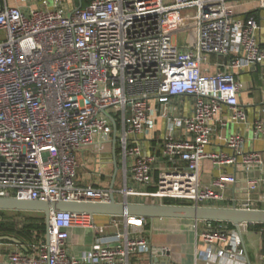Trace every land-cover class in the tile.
<instances>
[{
	"label": "built area",
	"instance_id": "1",
	"mask_svg": "<svg viewBox=\"0 0 264 264\" xmlns=\"http://www.w3.org/2000/svg\"><path fill=\"white\" fill-rule=\"evenodd\" d=\"M233 2L0 0V197L107 203L141 196L214 206L238 176L247 193L255 191L263 152L246 149L238 133L217 142L229 124L247 123L237 74L264 64L260 23L237 15ZM256 3L264 8V0ZM182 26L188 37L180 46L173 35ZM109 116L123 188L82 187L76 155L109 144ZM253 130L264 132V121ZM205 163L215 170L208 180ZM95 216L51 213L44 236L25 252L0 254V264H177L139 228L146 220L108 216L100 225ZM248 225L194 222L191 264H248L240 237ZM73 228L93 232L82 255L67 250Z\"/></svg>",
	"mask_w": 264,
	"mask_h": 264
},
{
	"label": "crops",
	"instance_id": "2",
	"mask_svg": "<svg viewBox=\"0 0 264 264\" xmlns=\"http://www.w3.org/2000/svg\"><path fill=\"white\" fill-rule=\"evenodd\" d=\"M234 11L241 17H248L253 15L260 23V31L258 33V40L264 46V8L257 7L256 0H234ZM190 24L185 21L184 25ZM185 27H180L175 31L173 39L176 44L182 46L183 43H178V35L182 34ZM210 62L214 63L217 60H222L216 56L209 58ZM213 71V70H211ZM236 79L241 83L242 89L239 93V101L245 109L247 115V123H233L224 128L217 138V142H222L223 138L231 133H238L243 135L245 139V147L248 150L261 151L264 154V132L255 134L253 130V122L256 120L264 121V64L252 66L249 69L239 72ZM186 106L191 99L186 100ZM188 107V106H187ZM190 108V106H189ZM113 136V135H112ZM112 136L109 144L96 143L85 150L79 151L76 155L79 164L77 170V183L82 186H94L113 189L118 191L123 188V167L122 157L118 148L117 139L115 144L112 142ZM153 144L154 142L151 141ZM113 147H115V157L113 154ZM203 176L206 180L215 173L214 167L205 163L203 165ZM257 175L256 172H251ZM263 180L255 191L247 193L245 183L241 176L237 177V183L231 189L225 192V199L223 201L214 203L217 207H237L248 209L264 210V171L262 173ZM130 186L135 184L129 180ZM118 202L121 199H117ZM130 202L134 203H150V201L141 196H133L129 198ZM109 217L107 215H96L95 222L97 224H105ZM146 224V223H145ZM143 227L145 236L151 240L146 233V225ZM152 233L159 234V243L157 245L166 246L169 248V261L177 264H191L194 255V241L195 233L202 228V223L198 222L196 228L194 221L177 220V219H158L150 224ZM138 227V226H136ZM263 228H254L250 224L242 233L243 245L246 253L248 264H264V235ZM93 232L89 228H73L69 232V240L67 242V250L73 255H82L87 252L93 242ZM152 241V240H151ZM33 242V241H32ZM31 243V242H28ZM27 243V244H28ZM153 243V242H152ZM23 246L26 245L21 243ZM155 244V243H153ZM13 250L24 252L20 245H16L9 241H0V254L4 260L8 253Z\"/></svg>",
	"mask_w": 264,
	"mask_h": 264
},
{
	"label": "water",
	"instance_id": "3",
	"mask_svg": "<svg viewBox=\"0 0 264 264\" xmlns=\"http://www.w3.org/2000/svg\"><path fill=\"white\" fill-rule=\"evenodd\" d=\"M113 126L112 142H116V125L114 119L109 116ZM115 157V147H113ZM0 211H25L40 212L45 218L46 229L49 224L51 213L55 211H67L75 213H88L92 215L107 216H129L147 220L153 224L158 219H177L188 221H213L231 223L238 231L240 223L264 224V210L248 209L237 207H217V206H195L184 204H165V203H134L118 202L112 196L107 203H85L73 201H40L25 200L16 198L0 197ZM243 242L242 235H240ZM47 239V233H46ZM0 241H9L26 248L15 237L0 236ZM156 261V260H155ZM167 262L165 259L164 264Z\"/></svg>",
	"mask_w": 264,
	"mask_h": 264
},
{
	"label": "trees",
	"instance_id": "4",
	"mask_svg": "<svg viewBox=\"0 0 264 264\" xmlns=\"http://www.w3.org/2000/svg\"><path fill=\"white\" fill-rule=\"evenodd\" d=\"M165 204H184L177 200H164ZM14 212V213H22L25 211H0V236H11L18 239L21 243L27 244L28 242H32L37 240L38 238H42L46 231L45 218L43 213H37V216L28 217L26 219L17 220L10 219L5 217L6 213ZM146 226H148V221L145 222ZM229 227H232L231 223H228ZM254 228H263L264 224H250ZM7 242V241H6Z\"/></svg>",
	"mask_w": 264,
	"mask_h": 264
},
{
	"label": "rangeland",
	"instance_id": "5",
	"mask_svg": "<svg viewBox=\"0 0 264 264\" xmlns=\"http://www.w3.org/2000/svg\"><path fill=\"white\" fill-rule=\"evenodd\" d=\"M50 1L51 0H48V2L50 3ZM181 32H183L182 34L180 33V35H178V43H183L184 42V39L185 38H187L188 37V33H187V30L184 28L183 29V31H181ZM32 216H37V213H33V212H22V213H14V212H8V213H6V215H5V217H8V218H10V219H14L15 221H17V220H22V219H26V218H28V217H32ZM150 225H148L147 227L148 228H146V233H147V235L149 236V237H151V240H152V242L153 243H159L158 241H159V237H158V235L159 234H155V232L154 233H152V231H151V229H150V227H149ZM193 228V227H192ZM263 235H264V231H263Z\"/></svg>",
	"mask_w": 264,
	"mask_h": 264
},
{
	"label": "bare ground",
	"instance_id": "6",
	"mask_svg": "<svg viewBox=\"0 0 264 264\" xmlns=\"http://www.w3.org/2000/svg\"><path fill=\"white\" fill-rule=\"evenodd\" d=\"M194 228V226H192Z\"/></svg>",
	"mask_w": 264,
	"mask_h": 264
}]
</instances>
